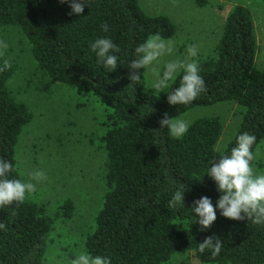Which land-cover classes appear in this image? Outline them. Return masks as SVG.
Returning a JSON list of instances; mask_svg holds the SVG:
<instances>
[{"label": "trees", "instance_id": "obj_1", "mask_svg": "<svg viewBox=\"0 0 264 264\" xmlns=\"http://www.w3.org/2000/svg\"><path fill=\"white\" fill-rule=\"evenodd\" d=\"M88 6L78 15L69 14V5L60 0H0V27L16 26L24 34L47 79L43 89L66 84L95 97L103 107L98 141L104 152V194L84 234V251L107 256L111 264H161L173 253L189 250L204 264H264V225L218 213L211 227L200 231L191 211L200 196L211 197L213 203L219 196L213 179L204 175L211 160L230 153L240 133L257 137L253 151L264 139V66L255 63L249 8L237 4L230 9L214 53L197 61L206 90L188 105H171L166 92L147 89L144 72L140 84L128 85L127 68L135 47L148 36L175 34L169 17L145 12L139 0H88ZM104 23L109 25L107 33L101 28ZM101 36L119 46L124 66L108 72L97 64L90 43ZM15 71L10 64L0 72V157L14 165L8 178L23 180L16 144L32 113L10 90ZM180 75L172 87L179 86ZM222 101L238 105L240 117L222 149L217 148L222 134L217 117L197 118L181 139L160 128L165 113L175 118L193 107ZM184 186V204L170 209L172 193ZM35 196L36 191L24 202L0 209V223L6 226L0 230V264H45L54 222L75 213L74 196L67 191L52 200V210L47 206L51 202L36 201ZM213 235L223 242L220 254L197 251L199 242Z\"/></svg>", "mask_w": 264, "mask_h": 264}, {"label": "rangeland", "instance_id": "obj_2", "mask_svg": "<svg viewBox=\"0 0 264 264\" xmlns=\"http://www.w3.org/2000/svg\"><path fill=\"white\" fill-rule=\"evenodd\" d=\"M139 4L149 14L168 16L175 26V34L166 38L173 42V54L164 57L154 67H162L168 60L187 59L191 62L213 54L226 15L237 4L246 6L252 14L256 36L255 63L259 68L264 66V0H139ZM0 40L8 46L0 60L16 66L8 82L10 90L32 113L16 144L23 181L36 185L35 200L51 202L52 206L47 205L51 210L55 205L52 200L61 192L67 191L74 196L73 217L54 222L45 263L70 264L71 258L84 251V234L92 224L104 194L101 181L104 152L98 141L103 107L95 97L80 94L66 84H51L43 89L47 79L36 66L30 44L18 27H0ZM189 44L199 47L197 57H187ZM144 77L147 89L157 93L149 86L150 70H144ZM238 111L234 102L222 101L193 107L173 119L191 123L200 117H217L222 124L217 148L222 149L237 128ZM254 155V170L264 173V139L256 146ZM37 170L44 171L46 179L34 180L31 174ZM41 188L44 193L39 192ZM161 264L204 263L189 250L175 252Z\"/></svg>", "mask_w": 264, "mask_h": 264}, {"label": "clouds", "instance_id": "obj_3", "mask_svg": "<svg viewBox=\"0 0 264 264\" xmlns=\"http://www.w3.org/2000/svg\"><path fill=\"white\" fill-rule=\"evenodd\" d=\"M67 3L70 8L69 14H81L88 0H60ZM89 7V6H88ZM102 30L107 33L109 25H101ZM6 42L0 40V57L4 56L7 49ZM92 52L95 53L97 64L108 72L116 70L124 64H120V48L109 36H101L90 43ZM135 58L127 62L128 79L135 88L140 84L144 70H150V88L158 94L163 91L167 93V102L171 105H188L206 90L203 76L200 74L199 63L192 59L168 60L162 67L161 60L174 52V45L170 39L155 33L148 36L135 49ZM187 57L195 58L199 54L196 44H189L186 48ZM10 63L4 60L0 66V72L7 70ZM183 73L180 75V73ZM180 75V83L172 87V82ZM171 88V90H169ZM160 128H167L169 135L181 139L188 132L190 122L183 119H173L165 113L159 121ZM257 137L248 132L240 133L236 137L235 146L230 153L223 154L211 160L204 175L207 174L215 182L219 193L213 203L211 197L202 195L193 201L191 211L195 213L200 231L211 227L217 219V214L237 221H251L255 225H264V173H257L253 167L255 159L253 145ZM14 171L11 161L0 157V209L11 205L13 202L19 204L35 191L36 185L21 179H9L8 176ZM32 178L36 181L46 179V173L42 170L34 171ZM203 175V176H204ZM185 186L174 191L168 200V207L178 208L184 204ZM6 226L0 223V230ZM223 242L215 236H206L199 242L197 251L200 253L210 252L212 256L220 254ZM70 264H111V259L103 255H92L88 251L79 252L71 258Z\"/></svg>", "mask_w": 264, "mask_h": 264}]
</instances>
